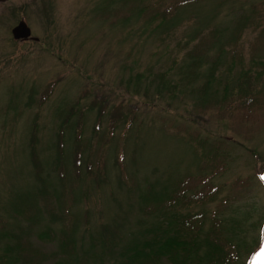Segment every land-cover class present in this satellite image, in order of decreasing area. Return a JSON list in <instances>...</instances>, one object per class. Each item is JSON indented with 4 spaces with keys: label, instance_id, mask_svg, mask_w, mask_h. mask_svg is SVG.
I'll use <instances>...</instances> for the list:
<instances>
[{
    "label": "rangeland",
    "instance_id": "rangeland-1",
    "mask_svg": "<svg viewBox=\"0 0 264 264\" xmlns=\"http://www.w3.org/2000/svg\"><path fill=\"white\" fill-rule=\"evenodd\" d=\"M135 1L0 3V264H6L2 256L15 257V264H80L82 260L100 264L91 256H101L93 238L101 234L103 225L120 224L127 242L143 219L138 211L139 193L118 184L117 169H124L143 189L147 183H166L168 175L201 173L198 157L208 152L224 155L226 166L212 181L222 191L207 210L223 209L229 228H238V237L251 252L242 259L264 264V110L240 124L238 115L222 114L223 105L215 106L217 95L213 94L216 88L223 92L229 82L227 95L234 109L242 80L248 92L257 88L249 76L244 77L246 73H240L241 64L228 73L230 43L210 73L211 80L205 78L209 65L194 66L193 56L202 43L208 56L215 57L243 16L249 15L241 33L243 64L250 65L256 44L254 56L264 60V34L257 38L264 27V11L250 12L252 5L261 7L264 0H199L174 7L166 20L135 13L127 19ZM21 20L32 36L14 41L11 31ZM254 22L260 30L253 28ZM214 32L221 33L220 38L203 42L204 35ZM192 71L200 78L189 87L197 89L208 81V97L194 99L182 88L168 95L169 88L182 86ZM49 83L54 84L49 97L38 101ZM159 87L164 89L159 92ZM203 103L206 110L195 107ZM115 107L129 118L135 116V124L129 132L126 123L119 124L113 142L105 147L99 138L107 135L108 112ZM102 108L107 113L98 131L94 127ZM192 137L195 142L188 140ZM82 147L81 177L75 178L78 182L71 190L75 206L70 210L78 223L73 234L75 251L64 254L58 215L63 214L65 221L72 217L66 215L64 206L59 209L64 189L58 172L64 166V154L66 161L69 153H79ZM33 151L45 185L33 176ZM103 152L108 167L98 184L93 179L96 170L88 175L87 167L90 157L96 161ZM114 161L118 165L113 168ZM30 200L37 216L25 221L11 204ZM220 201L223 206H215ZM10 247L13 253L7 251Z\"/></svg>",
    "mask_w": 264,
    "mask_h": 264
},
{
    "label": "trees",
    "instance_id": "trees-1",
    "mask_svg": "<svg viewBox=\"0 0 264 264\" xmlns=\"http://www.w3.org/2000/svg\"><path fill=\"white\" fill-rule=\"evenodd\" d=\"M198 1L145 0L144 2L142 0H136L131 6L127 19L135 13L136 15L142 14L143 17L147 15H150L151 18L159 16L163 20H166L167 15L172 12L174 7L192 4ZM143 2L144 4L141 5ZM255 9L264 11V4H261V7L252 5L250 12L253 13ZM100 15H103V12ZM248 16H243L242 21L236 26L233 34L226 39L228 42L220 46L215 57L208 56L202 43H200L202 46L197 47L193 54L196 57L194 66L202 67L204 64L209 65V73H205V78L211 80L213 76L210 73H213V69L216 68L221 55L223 53L225 54L228 43L231 44V49L227 50L229 64L228 68L225 66V69L227 68L228 73H231L236 65L241 64L240 73L243 75L246 73L244 77L249 76L255 83L254 87L257 90H250L248 92L242 80L237 91L239 101H237L234 109L227 95L229 82H227L226 86H223V92L220 91L221 89L216 88L214 90L216 92L213 94L217 95L215 106L223 105L224 109L221 110L222 114L228 117L238 115L240 124L244 122V118L252 117L255 111L264 110V60L262 57L254 56L257 44L251 49L253 52L248 60L250 65L246 67L243 64L245 58L242 53L241 33L246 28L248 19L250 18ZM144 20L147 23L146 19ZM254 23L253 28L260 30L257 23ZM210 34L211 36H203V42L208 39L220 38L221 36V33L214 32ZM262 34H264V27L258 32L257 38H262ZM221 63L223 62H219V65ZM192 72L191 78L189 77L184 80L182 86L172 85L168 90V95L174 96L176 95V90L182 88L183 90H187L188 94L194 99H202L204 101L208 97V92L211 90V87L208 86L209 82L203 81L197 89L189 87L190 85H194L200 78L197 71ZM236 82H238V78L234 82L237 87L239 84ZM53 85V83L47 85L46 89L38 97V101L46 100L49 97ZM163 89L164 87H159L158 91L160 92ZM195 107L200 110H206L205 103L200 106L196 105ZM113 109H110V113L108 112L110 115L108 133L104 137L99 138L105 147L113 142L115 131L119 124L126 123V130L128 132L135 124L133 122L135 116L129 118L120 110V107ZM106 113V108H102L99 111V116L94 127L95 130L99 131L101 128L102 118ZM188 140L195 142L193 137ZM64 142L65 140L62 138L61 144H64ZM30 148H34L32 140ZM82 151L83 147L82 149H78L79 153H69L66 161L64 154L62 158L64 166L58 172L59 183L61 185L63 184L64 189L63 193L59 195V198L63 196V205L60 203L59 209L64 206L66 215L72 217L69 221H65L66 218L63 214L59 212L58 215L59 220L62 222L61 228L58 227L60 230L59 241L64 250V254L74 255L72 251H75L73 234L77 229L78 223H76L77 216L75 217L70 210L71 207L75 206V192L72 194L71 190L73 189L74 191L78 182L77 180L81 177L78 170L81 168L82 161L80 160L82 155H80V152ZM104 156L105 152H103L102 157L98 160L96 159V161L92 162L90 157L88 162L87 174L92 175L93 171L96 170L93 179L98 184L99 178L107 173L108 159L107 156ZM39 162L37 153L33 151L30 156L31 165L36 167V169L33 168V176L37 182L45 185L46 178H44L42 170L39 171L41 168ZM65 162H68L67 165ZM116 165L118 164L114 161L113 168ZM197 165L201 169V173L197 174L195 172L194 174L186 172L182 176L175 178L168 175L165 181L166 183L161 184L160 181L154 184L147 183L143 186V189L134 178H130L124 169L119 167L117 169L119 171L117 172L118 184L126 186L128 191L135 190L139 193L138 211L143 219L139 221L140 227L129 233L127 242L126 240L124 241V235L120 231V224H104L101 234L98 233L93 238V242L100 246L102 250L101 256L92 254L91 257L96 259L100 264H248L249 260L247 258L243 260L242 258L243 255L244 257L250 256L251 252L247 250L246 244L238 237L236 232L238 228L235 226H232V229L229 228L228 220L222 217L224 213L223 209L215 207L212 211L207 210L208 206L214 204L219 198L220 192L222 191V188L219 185H214L212 181L225 171V156L208 152L207 155L202 154L201 157H198ZM85 177L83 176V181ZM222 203L220 201L215 206L217 204L223 206ZM33 204L35 203L32 202L31 204V200L24 204L13 202L11 207L15 208V212L20 218L28 221L36 219L37 216L34 215L37 211ZM48 209L51 210L53 208L50 205ZM261 234L259 233L258 239H260ZM12 238L14 239L15 237ZM54 238L55 234L52 233L51 239ZM90 246L94 247L92 243ZM13 250L12 247L7 249L10 253H13ZM1 259L6 264H15L17 262V259L12 256H2ZM86 262V260H82L80 264Z\"/></svg>",
    "mask_w": 264,
    "mask_h": 264
},
{
    "label": "water",
    "instance_id": "water-1",
    "mask_svg": "<svg viewBox=\"0 0 264 264\" xmlns=\"http://www.w3.org/2000/svg\"><path fill=\"white\" fill-rule=\"evenodd\" d=\"M5 1L7 0H0V3ZM11 33L14 40L25 41L31 37V30L24 21H20Z\"/></svg>",
    "mask_w": 264,
    "mask_h": 264
}]
</instances>
